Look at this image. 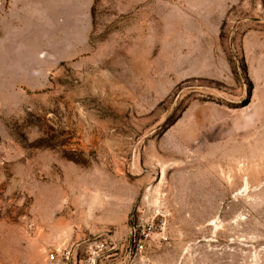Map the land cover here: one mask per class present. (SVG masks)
<instances>
[{"label": "rangeland", "instance_id": "obj_1", "mask_svg": "<svg viewBox=\"0 0 264 264\" xmlns=\"http://www.w3.org/2000/svg\"><path fill=\"white\" fill-rule=\"evenodd\" d=\"M0 264H264V0H0Z\"/></svg>", "mask_w": 264, "mask_h": 264}]
</instances>
